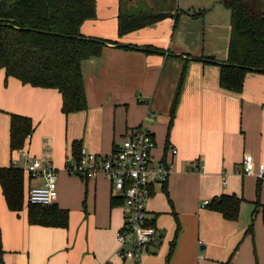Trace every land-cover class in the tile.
Returning a JSON list of instances; mask_svg holds the SVG:
<instances>
[{
    "label": "crops",
    "instance_id": "1",
    "mask_svg": "<svg viewBox=\"0 0 264 264\" xmlns=\"http://www.w3.org/2000/svg\"><path fill=\"white\" fill-rule=\"evenodd\" d=\"M94 8L79 33L104 45L98 56L81 61L85 108L64 113L56 88L22 83L0 69V166L12 157L23 162L9 147V113L28 116L32 130L22 148L53 165L54 203L68 210L65 227L29 223L26 206L8 209L0 187V264H124L115 238L123 222L122 201L110 205L117 195L102 173L84 178L64 164L72 142L109 154L141 123L152 131L153 160L168 164L170 172L154 184L146 204L158 237L140 264H264V176L240 172L244 153L264 166V72H246L235 92L218 85L216 64L194 59L226 60L228 9L222 0H94ZM158 13L169 15L117 32L119 15ZM146 46L162 52H147ZM147 110L152 119L144 118ZM41 179L24 172V195ZM222 193L241 198L235 220L200 206Z\"/></svg>",
    "mask_w": 264,
    "mask_h": 264
},
{
    "label": "trees",
    "instance_id": "2",
    "mask_svg": "<svg viewBox=\"0 0 264 264\" xmlns=\"http://www.w3.org/2000/svg\"><path fill=\"white\" fill-rule=\"evenodd\" d=\"M229 11V39L227 57L216 62L212 57L194 58L219 67L218 85L239 92L248 71L264 72V12L262 0H222ZM94 0H0V69L5 76L12 75L22 83L39 87H53L61 98V111L73 112L85 108L86 101L81 61L98 56L104 41L86 38L79 33L84 20L94 17ZM179 13L187 14L185 11ZM179 13L173 14L174 21ZM203 11L192 13L198 17ZM169 14L119 15V35L156 22ZM147 52H162L145 47ZM187 61V60H186ZM185 67L178 75L170 104L173 116ZM171 122V119L170 121ZM32 130L28 116L9 113L8 143L11 149L23 147L26 135ZM79 144H71V155L76 156ZM24 172L11 164L0 166V187L8 209L18 211L24 200ZM110 197V205L120 202ZM241 198L222 193L207 200L210 209L218 211L228 220H235ZM26 218L29 223L65 227L68 210L56 203L40 205L26 200ZM264 223V205H261ZM151 222V221H150ZM247 230L251 229L248 224Z\"/></svg>",
    "mask_w": 264,
    "mask_h": 264
},
{
    "label": "built area",
    "instance_id": "3",
    "mask_svg": "<svg viewBox=\"0 0 264 264\" xmlns=\"http://www.w3.org/2000/svg\"><path fill=\"white\" fill-rule=\"evenodd\" d=\"M144 118L152 119V111L147 110ZM154 144L152 131L141 123L127 130L109 154L95 153L79 146L76 156L68 155L65 159L64 167L69 173L84 178L102 173L109 180L115 195L121 198L125 211L115 238L116 253L124 264H140L142 257L150 251L151 243L158 237L156 227L146 214V204L152 196L154 184L167 179L170 166L153 160ZM17 155L23 162L13 157L10 159L11 165L20 167L29 177L42 178L41 183L27 189L26 200L40 205L52 204L57 194L53 165L24 148L17 149ZM240 162L241 173L264 176L263 164L255 163L251 153H244ZM222 182H226L223 176ZM206 203L207 200H202L200 206Z\"/></svg>",
    "mask_w": 264,
    "mask_h": 264
},
{
    "label": "rangeland",
    "instance_id": "4",
    "mask_svg": "<svg viewBox=\"0 0 264 264\" xmlns=\"http://www.w3.org/2000/svg\"><path fill=\"white\" fill-rule=\"evenodd\" d=\"M262 10H263V12H264V0H262ZM13 158V157H12ZM24 202H23V206L26 204V197L24 196V200H23ZM148 253H150V252H148Z\"/></svg>",
    "mask_w": 264,
    "mask_h": 264
}]
</instances>
